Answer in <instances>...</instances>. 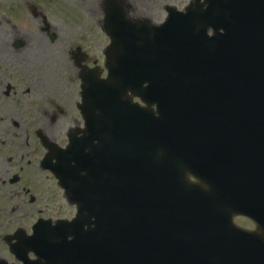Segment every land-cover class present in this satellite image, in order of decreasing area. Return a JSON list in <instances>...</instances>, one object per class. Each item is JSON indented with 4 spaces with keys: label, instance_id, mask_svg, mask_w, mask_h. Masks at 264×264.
Returning <instances> with one entry per match:
<instances>
[{
    "label": "water",
    "instance_id": "water-1",
    "mask_svg": "<svg viewBox=\"0 0 264 264\" xmlns=\"http://www.w3.org/2000/svg\"><path fill=\"white\" fill-rule=\"evenodd\" d=\"M209 2L211 6L208 12L212 17L210 19L212 26L224 31L223 34H220L222 37L220 41L226 43L228 38L235 41L232 55L229 56L226 50L219 59L215 57L214 61L219 60V68L216 71L202 68L194 70L195 68L191 66L201 67L203 65V61L200 63L196 61L202 57L201 54H196L188 56L185 60H174L170 72L166 71L154 75L142 71L139 74L141 82L144 80L151 84L140 95L144 99L145 96L150 99L153 98L154 101L150 102H156L160 110L159 118L153 116L151 118L148 116L149 112L146 111L147 114L140 111L138 117L141 122L134 128V135L131 133L128 136V142L131 144L128 148L135 146V148L141 149L138 150L139 154L143 151L146 152L141 155V161L145 160L147 156L149 157L148 154L154 158L155 155H158L160 160L169 161L161 149L157 150L152 146V141L162 139L164 143L165 135L170 131H188L201 135L210 134V132L216 134L221 131H232L236 134L264 131V0H206V3ZM190 14L196 21L195 23H198L197 29L203 23L204 28L206 27V22L203 20L204 13L190 12ZM195 32L192 31L191 33L194 34ZM258 38L263 40L258 41ZM139 58L145 60V53L142 50ZM229 61L232 65L230 70ZM140 63L142 65L143 61ZM154 76H156L155 80H153ZM164 82H171L176 89L169 90L167 88L166 91L168 90L167 92L170 94L168 99L160 101L162 95L158 93L159 89L153 88L154 85L156 88L159 84L164 85L162 84ZM228 84L230 88H228ZM183 86H185L184 92H188L187 96L184 95V99L182 94L176 91ZM197 92L205 94L199 98ZM177 106H180L181 113ZM165 107L169 111H166ZM167 114L171 115L170 120H168ZM197 138L204 140L210 137L198 136ZM176 139L178 140V138ZM237 139L236 137V141ZM76 144L80 151L85 152L84 148L80 149V144L77 142ZM201 145L203 147H200L198 143V146L187 147L186 149L173 147L175 164L171 161L168 163L172 171L183 172L184 169L180 166L182 165L180 162H182L183 165L186 163L187 168L191 169H188L189 172L194 175L198 176L199 173L210 177L209 181H204L208 187L207 192L193 188L184 181L182 185H176L185 193L177 192L175 194L176 196L179 194L177 198L174 195L170 197L174 227L165 231L162 228H157L152 232L149 229L137 232L132 227L135 221L122 214L120 216L122 225L129 227H121L117 230L120 239L117 238L116 241L106 234L101 235V229L97 227L87 229L83 233L81 226L91 225L92 221L88 223L91 217L89 218L86 214L87 209L85 201H82L83 196L77 195L74 200L79 203L78 218L70 224H59L60 229L58 231L62 233V238L61 236L58 237L61 240L58 242L49 239L40 244L39 257L47 262L44 261L45 264H52V259L62 260L65 258L73 261L68 262L69 264H79L83 255L88 253L91 259L89 264L239 263L237 255L245 253V250L234 249L225 252H223V248L217 250L215 246L218 248L219 245H216L215 234L202 225L199 218V203L191 199L190 196L194 195V197L201 199L202 194H210L209 201L223 211H227L226 213L230 218L236 213L256 217L257 214L248 207L249 202L236 201L234 193H231L233 190L231 182L224 180L219 183V179L223 176L222 170L236 168L238 171L247 163V165H252L253 170H256L253 163L255 162L259 166L257 167L259 171L258 181L264 188V159L253 160L254 153L248 150L246 153L250 155V160L245 159L246 154H243L239 147L228 153L223 148L210 151L204 148L203 143ZM180 149L184 151H180ZM68 153L72 157L70 162H74L75 167H70L63 175L62 178L66 179L64 183H69L72 188L82 187L85 183L83 178H85L84 173L86 172V155L75 148H70ZM159 167L163 169L164 165L161 164ZM210 169H215V171L207 174L208 171H212ZM60 171H64V168H60ZM120 172H123L119 182L123 194L120 203L123 204L124 212L129 210L135 193L151 192L150 195L152 196L164 192L166 184L163 182L157 185V189L153 188L154 182L151 179L149 164L129 165L127 169L121 168ZM171 183L174 185L175 181L171 180ZM212 186H215V190L211 188ZM164 200H166L165 196L162 203ZM111 203L109 201L108 206ZM113 214L112 211L108 210L107 218L104 221L114 225ZM95 218L100 221L101 217L97 215ZM229 221L227 220L228 225ZM36 237H34L33 242H36ZM69 237L73 238L72 241H68ZM221 252L224 255H221ZM39 264L42 263L39 262ZM59 264H63V262L59 261Z\"/></svg>",
    "mask_w": 264,
    "mask_h": 264
},
{
    "label": "flooded vegetation",
    "instance_id": "flooded-vegetation-1",
    "mask_svg": "<svg viewBox=\"0 0 264 264\" xmlns=\"http://www.w3.org/2000/svg\"><path fill=\"white\" fill-rule=\"evenodd\" d=\"M130 11L135 8L128 0H121ZM105 16V0H0V119L2 121H43L55 125L58 113L44 110L43 106L66 108L81 101V85L75 76L66 74L62 86L55 91L51 75L55 65H42L39 56L70 58L69 65L77 73L85 67L100 65L93 57H100L106 40H91L96 36L92 24L101 30ZM101 37V36H99ZM85 53L83 68L77 66ZM57 63V62H56ZM0 259L15 262L10 253L9 235L23 231L41 211L39 206V168L14 165L10 158L1 156L0 164ZM39 167V165H38ZM17 176L18 178L16 179ZM34 193V195L31 194ZM32 212L31 219L27 210ZM5 234V235H2ZM15 240L11 244H14ZM13 257V258H12ZM7 260V259H5Z\"/></svg>",
    "mask_w": 264,
    "mask_h": 264
},
{
    "label": "rangeland",
    "instance_id": "rangeland-1",
    "mask_svg": "<svg viewBox=\"0 0 264 264\" xmlns=\"http://www.w3.org/2000/svg\"><path fill=\"white\" fill-rule=\"evenodd\" d=\"M149 6L148 12L151 11L155 14V21H160L165 13L164 7L174 6L179 10H183L191 0H144ZM160 14V16H159ZM54 56L47 57L44 54L39 56V62H42V65H55L59 66L56 68V72L51 75V81L55 82V91L60 89L63 83L62 78L66 74H71V69L69 65H62L67 62L65 57L56 52ZM57 62V63H56ZM74 107V105H73ZM47 108V107H45ZM25 127H22V126ZM47 122L39 121H27L25 124L21 122H16L15 125L11 122H3L0 119V158L1 156L7 159L9 156L14 159V161L31 163L42 158L44 150L39 147V151L36 149V138L32 131V127L45 126ZM69 127V121L64 124L60 121V117L56 121L55 125L52 127L53 138L57 139L58 142L64 141V133ZM45 130V128H44ZM24 132V133H23ZM46 132H49L48 130ZM11 148V149H10ZM7 157V158H6ZM3 163L0 164V171L2 169ZM28 167V165H27ZM45 178V176H44ZM50 176L45 179H42L39 175V203L45 211H50L54 214H57L58 211H62L66 215H72V209L65 206L61 203V193L56 190L54 182L49 180ZM241 225H245L246 222L243 220L238 221Z\"/></svg>",
    "mask_w": 264,
    "mask_h": 264
}]
</instances>
